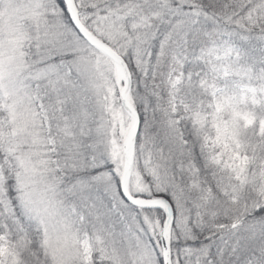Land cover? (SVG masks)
Here are the masks:
<instances>
[{
  "label": "snow or ice",
  "instance_id": "obj_1",
  "mask_svg": "<svg viewBox=\"0 0 264 264\" xmlns=\"http://www.w3.org/2000/svg\"><path fill=\"white\" fill-rule=\"evenodd\" d=\"M0 264H264V0H0Z\"/></svg>",
  "mask_w": 264,
  "mask_h": 264
}]
</instances>
